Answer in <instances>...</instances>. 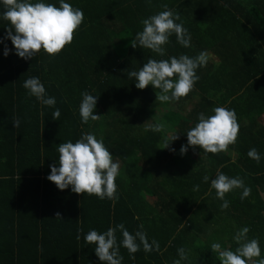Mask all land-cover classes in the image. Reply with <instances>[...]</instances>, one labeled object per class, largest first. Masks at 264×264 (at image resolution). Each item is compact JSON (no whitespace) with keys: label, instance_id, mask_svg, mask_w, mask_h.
<instances>
[{"label":"trees","instance_id":"trees-1","mask_svg":"<svg viewBox=\"0 0 264 264\" xmlns=\"http://www.w3.org/2000/svg\"><path fill=\"white\" fill-rule=\"evenodd\" d=\"M44 2L59 7V0ZM65 2L80 8L85 18L74 41L54 56L41 50L28 60L19 57L11 40L4 39L10 22L0 17V264H104L96 245L84 236L120 223L132 234L146 232L149 243L160 245L150 253L141 245L132 258L118 230L122 264H173L180 247L189 257L181 264H220L211 243L234 251L238 244L233 237L245 226L249 239H259L264 258V0ZM164 4L179 13L176 22L189 30L191 47L180 45L175 34L163 57L131 47L143 30L142 20L163 11ZM5 47L11 50L8 56ZM201 51L215 60L209 58L197 70L200 79L187 97L165 102L161 118L179 139L160 149L167 132L146 130L157 123L146 124L158 106L157 90L152 85L136 88L128 72L138 71L150 58L194 57ZM30 77H38L47 95L56 98L55 107L42 106L28 94L23 84ZM85 91L99 96L94 114L102 116L87 124L79 113ZM188 102L191 109L181 111ZM218 106L235 109L237 142L218 155L191 146L181 155L199 114L213 115ZM56 108L59 120L52 119ZM84 133L103 137L119 161L115 201L76 194L71 186L60 190L47 179L50 166L59 167L58 146L75 143ZM252 148L261 154L259 164L248 156ZM193 153L197 166L189 158ZM218 171L241 177L251 195L241 200L242 189L227 193L230 206L222 210L223 201L211 188ZM196 185L198 191L193 190ZM57 212L63 219L55 218Z\"/></svg>","mask_w":264,"mask_h":264},{"label":"clouds","instance_id":"clouds-1","mask_svg":"<svg viewBox=\"0 0 264 264\" xmlns=\"http://www.w3.org/2000/svg\"><path fill=\"white\" fill-rule=\"evenodd\" d=\"M0 5L4 9L0 12V17L10 22L4 39H10L16 54L25 60L33 58L41 50L49 55H58L74 41L75 34L85 18L80 8L73 7L65 0H59V7L53 3H45L44 0L35 3L32 0H0ZM162 7L163 11L142 20L143 30L132 39L131 47L137 48L139 45L163 57L166 55L165 45L169 43V38L173 34L180 45L185 48L191 47L189 30L184 27L183 22H176L181 20L179 13L169 9L167 4ZM2 42L3 40H0V43ZM10 51L5 47L4 55L8 56ZM209 58L207 51H201L194 57L182 54L169 59L150 58L138 71H130L128 75L129 78H135V86L140 90L146 89L149 85L154 86L158 102H178L195 90L200 79L197 70L206 67ZM23 87L42 106L55 107L56 98L47 95L46 88L38 77L28 78ZM81 95L79 113L82 123L100 120L102 116L94 114L99 96L87 91ZM212 111L214 114L208 116L201 112L199 122L187 131V145L181 147V155L187 153L189 146L193 149L199 147L204 152L218 155L227 152L229 146L237 142L240 124L235 109L218 106ZM60 116L61 111L56 108L52 119L59 120ZM13 123L16 128L19 127L20 122L17 118H13ZM146 130L166 132V125L162 122L148 124ZM177 139L178 134L166 135L160 149H169L171 143ZM171 151L175 152V149L172 148ZM58 153L59 167L51 165V173L47 177L58 189L65 190L71 186L72 192L76 194L95 195L102 200L118 199L116 178L120 175V164L118 160L114 161L113 154L106 147L103 137L97 139L94 133H84L75 143L71 140L61 143L58 146ZM248 156L257 164L261 161V154L256 148L250 149ZM215 177L211 180V188L216 190L217 198L223 201L220 206L222 210L230 206V202L225 198L227 193L242 189L241 200L251 195V188L245 185L241 177H229L220 171ZM208 180L209 177L205 175L203 181ZM193 190L198 191L199 185L194 186ZM55 218L63 219L59 212L55 214ZM140 228L142 229L143 225H140ZM118 230L123 237L120 243L132 258L140 251L141 245L146 253L158 252L160 249L158 241L152 240L149 243L146 232L138 230L132 234L123 223L109 227L103 233L95 229L90 230L84 236V240L89 245H96L95 253L104 264H122L124 258L120 254V244L116 237ZM82 232L83 228H79L78 233ZM249 232L250 228L245 226L235 233L233 239L238 247L234 251L222 249L219 242L211 243V251L218 254L220 264H264L259 239H249ZM80 238L78 234L76 239ZM178 256L179 259L174 260L173 264H181V261L189 258L184 247L178 249Z\"/></svg>","mask_w":264,"mask_h":264},{"label":"rangeland","instance_id":"rangeland-1","mask_svg":"<svg viewBox=\"0 0 264 264\" xmlns=\"http://www.w3.org/2000/svg\"><path fill=\"white\" fill-rule=\"evenodd\" d=\"M210 60H215V58L213 57V56H210ZM163 107H166V105H165V103H160V102H158V106L157 107H153V110H152V113H151V117H150V119L148 120L147 119V121H146V124H148V123H150V122H162V123H164V121H163V119L161 118V114H162V110H163ZM191 107H192V103L191 102H188V103H185V105L184 106H182V109H181V111H188L189 109H191ZM260 120H261V122H263L264 123V115L263 116H261V118H260ZM165 125H166V132H167V135L168 134H172V135H174L173 134V130H171L170 128H169V126L166 124V123H164ZM234 156V155H233ZM189 158H190V160H191V162L195 165V166H197V161L196 160H198V155H196L195 153H193V154H189ZM232 158H234V157H232ZM235 159V158H234Z\"/></svg>","mask_w":264,"mask_h":264},{"label":"crops","instance_id":"crops-1","mask_svg":"<svg viewBox=\"0 0 264 264\" xmlns=\"http://www.w3.org/2000/svg\"><path fill=\"white\" fill-rule=\"evenodd\" d=\"M232 157H234V158H235V156H232ZM234 158H233V159H234Z\"/></svg>","mask_w":264,"mask_h":264}]
</instances>
